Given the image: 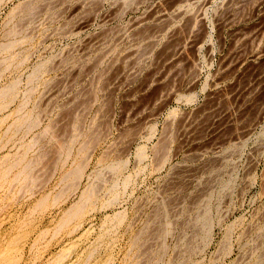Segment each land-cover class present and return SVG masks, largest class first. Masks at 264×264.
<instances>
[{"label": "rangeland", "instance_id": "374dc122", "mask_svg": "<svg viewBox=\"0 0 264 264\" xmlns=\"http://www.w3.org/2000/svg\"><path fill=\"white\" fill-rule=\"evenodd\" d=\"M0 264H264V0H0Z\"/></svg>", "mask_w": 264, "mask_h": 264}]
</instances>
